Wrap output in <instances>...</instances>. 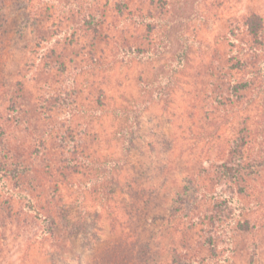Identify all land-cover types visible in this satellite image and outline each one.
<instances>
[{"label":"rangeland","instance_id":"obj_1","mask_svg":"<svg viewBox=\"0 0 264 264\" xmlns=\"http://www.w3.org/2000/svg\"><path fill=\"white\" fill-rule=\"evenodd\" d=\"M0 264H264V0H0Z\"/></svg>","mask_w":264,"mask_h":264},{"label":"trees","instance_id":"obj_2","mask_svg":"<svg viewBox=\"0 0 264 264\" xmlns=\"http://www.w3.org/2000/svg\"><path fill=\"white\" fill-rule=\"evenodd\" d=\"M113 115L119 117L121 119V123H122V127L120 129V134L122 133L123 135L126 134L127 136L125 137V139H130L131 137V133L133 132L134 129V120L132 119L134 117V114L136 112L135 109L133 108H129L128 106H123L121 107V109L116 108L113 110ZM134 125V126H133ZM111 169H109L110 172ZM35 215L36 217H42V214L39 210L35 209ZM46 219H50L48 217H46Z\"/></svg>","mask_w":264,"mask_h":264}]
</instances>
